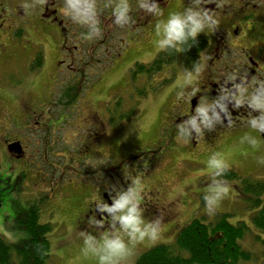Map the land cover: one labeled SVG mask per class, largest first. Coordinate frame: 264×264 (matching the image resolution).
Instances as JSON below:
<instances>
[{
  "label": "flooded vegetation",
  "instance_id": "obj_1",
  "mask_svg": "<svg viewBox=\"0 0 264 264\" xmlns=\"http://www.w3.org/2000/svg\"><path fill=\"white\" fill-rule=\"evenodd\" d=\"M159 2L165 16L170 11H182L191 4L207 9L219 23L214 29L206 30L197 37L204 42V46L196 54L194 62L200 60L206 64L198 82L197 95L187 102L177 100V92L183 86L184 70L192 68L193 62L165 68L163 72L171 77L157 83L169 80L164 87L172 84L175 88L169 102L167 100L169 104L166 105L160 136L156 140L149 139L139 149V155L128 156L127 160L138 162L139 159V168L144 169L145 173L169 164L181 169L180 163L192 149L208 155L219 153L224 150L230 136H244L248 132L259 137L260 146L264 149V134L248 127L250 109L246 105L234 107V102L228 103V112L221 113L223 118L220 122H215L214 127L205 128L202 134L193 130L190 138L178 137V125L187 120L200 100H213L228 90L234 91L235 83L241 80L252 84L255 78L253 88L264 85V0H199V4L195 0ZM25 3L35 6L25 8ZM103 3L104 0H98L101 34L88 41L82 35L88 30L87 27L75 24L62 15V0H48L43 6L37 0H0L1 47L6 33L12 28L10 21L15 25L20 24L26 18H34L37 12L48 32L59 40V56L45 103L39 109L29 111L27 110L32 105L22 107L21 122L17 121L19 127L15 131L10 129L8 115L0 113V208L7 201L16 205L23 202L24 212L18 210L17 216L28 211H38L40 219H70L74 221L73 230L77 234L82 230L98 234L100 229L92 221L99 219L100 214L96 211L93 197L101 195L111 203V196L115 195L114 189L118 187V182L111 175V167L106 163L105 153L97 155L100 158L98 165H88L91 159H95L96 148L104 149L108 119H102L99 114L92 112L83 121L85 123H82L81 130L87 133L82 151L80 147H75L79 145V129L70 134H60L56 130H61L60 127L69 118L68 114L76 110L80 101L78 92L90 88L91 85L86 86L85 82L91 69L89 67L96 63L95 55L106 56L110 52L114 35L125 31L134 34L145 29L147 36L156 22L155 17L137 8L133 12L134 24L117 26L113 22L111 8H104ZM13 11L20 12L25 18L17 16L12 20L10 13ZM89 46L91 48L87 49ZM95 47L98 51H95ZM39 56L41 54H37L30 63V69H34V72L45 67L44 63L41 69L34 68V61ZM186 57V60L192 59L189 55ZM42 60L44 62V58ZM189 90L190 86L185 88L186 95ZM46 108L47 111L44 110ZM57 109L58 112L55 111ZM6 118L8 126L5 124ZM78 126L71 128L76 130ZM60 145L59 151L57 147ZM154 145L159 151L157 158H161L158 164L154 158L147 161L143 159L144 154ZM205 163L207 167V162ZM82 164L88 166L81 168ZM233 168L234 165L231 164L226 173H235L237 177L230 179L225 175L228 182H239L242 188L246 179L264 182L259 176L264 174V164L259 161L250 169L247 177L242 178ZM162 198L163 192H158L155 215L152 217L159 218L162 227L178 226L181 213L179 198L171 199L170 202ZM103 219L107 224L106 214ZM60 229L63 232L69 230L64 222Z\"/></svg>",
  "mask_w": 264,
  "mask_h": 264
},
{
  "label": "rangeland",
  "instance_id": "obj_2",
  "mask_svg": "<svg viewBox=\"0 0 264 264\" xmlns=\"http://www.w3.org/2000/svg\"><path fill=\"white\" fill-rule=\"evenodd\" d=\"M10 16L12 20L17 16L25 18L20 12L15 11L10 13ZM9 25L12 28L6 33L2 47L0 46V113L8 115L10 129L15 131L19 127L18 122H21L22 107L32 105L27 110L29 111L39 109L45 103V96L55 74L56 60L59 56V40L48 32V29L40 21L38 12L34 18H26L16 25L10 21ZM146 34L147 30L145 29L134 34L126 31L123 34H116L111 40L112 49L110 52L106 56L95 55L96 63L89 67L91 69L85 82L86 86L91 85L90 88L82 92L76 110L74 109L73 113L68 114L69 118L60 127L61 130L58 129L56 132L70 134L79 129V145L75 147H80V151H82V143L87 133L81 130L82 123H85L83 121L92 112H96L102 119H108L106 140L104 149L97 147L95 159H91L88 165H98L100 158L97 155L105 153L106 163L111 167V175L118 182L117 189L127 188L132 180L138 177L145 186L142 207L147 219H151L155 215L158 192H163L162 199L167 202L179 198L181 213L177 221L178 226H161V238L155 242L138 245L129 264H137L139 257L154 246L174 244L179 231L192 220L199 219L204 223H210L222 215L229 216V222L234 225L246 222L250 226V231L241 240V245L244 250L252 254V258L238 264H264V244L255 240V236L264 237V235L255 228L251 219L258 209L251 208L249 198L242 192L239 182H229L232 186L231 194L222 202L214 215L209 216L206 212L203 196L211 179L207 175L205 162L210 155L192 149L180 163L181 169L184 168L183 171L177 169L176 165L169 164L153 168L151 173H145L144 169L139 168V159L138 162L127 160L128 156L139 155V149L149 139L156 140L157 136H160V127L167 111L166 105L169 104L167 100L169 102L175 88V85L171 84L157 93H151V87H157L159 80L171 77L163 72L145 86L149 91L146 98L140 102V98H136L131 81V69L136 63L152 62L161 52L155 48L153 43L154 28L147 36ZM90 46L87 49H90ZM95 49L98 51V48L95 47ZM37 54H41L42 59L44 58L42 66L45 63V67L34 72V69H30V63ZM138 83L142 87L146 80L141 77ZM117 100L121 103L122 111L124 107L126 110L134 107L135 115L120 122V125L114 128L110 117L113 115L115 121L117 119L118 112L116 113L114 109V103ZM44 110L47 111V108ZM55 111L58 112L59 109ZM7 122L6 118L5 124L8 126ZM77 125L79 126L76 130L71 128ZM67 137L72 138V136ZM241 137L230 136L224 145V150L219 153L234 165L233 169L243 178L249 175L252 167H255L258 162L257 158L264 156V149L261 146L254 149L246 142L242 144ZM60 149L61 145L57 147V150L60 151ZM158 155V148L154 145L150 151L144 154L143 159L147 161L154 158L155 163L158 164L161 162V158H157ZM88 165L82 164L81 168ZM259 176L261 180H264V174ZM19 203L16 205L7 201L0 208V239L12 244H20L29 237L25 230L19 229L17 219L21 214L18 216L16 214L18 210L23 213L25 208L23 202ZM41 220L51 223L53 226V231L49 234L51 250L48 264H97L95 259L83 254V239L80 233L74 232V221L63 218L51 221L44 217ZM63 222L68 226V231H61Z\"/></svg>",
  "mask_w": 264,
  "mask_h": 264
},
{
  "label": "clouds",
  "instance_id": "obj_3",
  "mask_svg": "<svg viewBox=\"0 0 264 264\" xmlns=\"http://www.w3.org/2000/svg\"><path fill=\"white\" fill-rule=\"evenodd\" d=\"M48 0H37L40 6ZM199 4V0H195ZM159 0H104L103 7L111 8L115 25L124 27L135 23L133 12L140 9L144 13L156 18L154 24V46L159 51L175 50L184 52L190 49L197 37L212 30L219 23L218 19L207 9L194 7L191 4L182 11H170L165 16ZM25 3V8L34 7ZM98 0H62L60 11L62 15L75 24L86 26L83 38L92 41L101 34L98 15ZM206 64L193 62L190 69L184 70L183 86L177 92V100L187 102L198 93V82ZM252 84H255L253 78ZM252 84L241 80L235 83L234 91L228 90L213 100H200L194 112L187 120L178 125V137L190 138L193 130L202 134L205 128L214 127L215 122L222 120L221 113L228 112V103L234 102V107L247 106L249 111L248 127L259 134H264V85L252 87ZM190 90L185 92V88ZM258 112V115H253ZM190 126V127H189ZM187 142V139H185ZM247 143L258 149L261 141L251 132L241 137V143ZM264 164V156L257 158ZM231 168L229 160L221 153H213L207 160V175L211 182L203 196L205 209L209 216L214 215L222 202L229 198L231 185L225 178ZM111 203L96 195V211L100 218L92 223L100 229L98 234L81 231L83 239L82 252L85 256L95 259L97 264H129L135 255L136 247L145 242H155L161 238L162 227L159 218L147 219L142 207L145 186L137 177L127 188L114 189ZM108 217L105 224L104 216Z\"/></svg>",
  "mask_w": 264,
  "mask_h": 264
},
{
  "label": "trees",
  "instance_id": "obj_4",
  "mask_svg": "<svg viewBox=\"0 0 264 264\" xmlns=\"http://www.w3.org/2000/svg\"><path fill=\"white\" fill-rule=\"evenodd\" d=\"M203 46L204 42L196 39L192 47L184 52L162 51L150 63H136L131 69V81L139 102L149 95L145 86L157 75L169 66L196 61V54ZM188 55L192 57L191 60H186ZM42 64V57L39 56L34 61V68H40ZM141 77L146 80L142 87L138 83ZM168 82L164 80L157 87L152 86L151 93L159 92ZM81 94L82 91L78 92V98ZM114 107L118 112L116 121L115 116L110 117L114 128L135 115L134 107L128 110L124 107L122 111L119 100L115 101ZM225 175L230 179L237 177L235 173ZM242 192L248 196L251 208L258 209L251 219L255 228L264 235V182L246 179ZM228 219L227 215L218 216L210 223L194 219L179 231L174 244H161L148 249L139 257L137 264H238L251 260L252 254L241 245L250 226L246 222L234 225ZM17 222L19 229L25 230L29 237L20 244L0 239V264H48L52 224L42 222L38 211H28ZM255 240L264 244L262 236H255Z\"/></svg>",
  "mask_w": 264,
  "mask_h": 264
}]
</instances>
